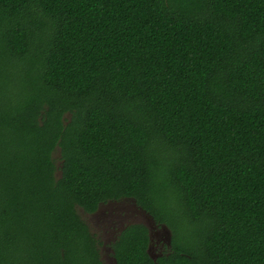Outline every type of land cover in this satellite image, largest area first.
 Listing matches in <instances>:
<instances>
[{"label": "trees", "instance_id": "1", "mask_svg": "<svg viewBox=\"0 0 264 264\" xmlns=\"http://www.w3.org/2000/svg\"><path fill=\"white\" fill-rule=\"evenodd\" d=\"M264 264V0H0V264Z\"/></svg>", "mask_w": 264, "mask_h": 264}, {"label": "flooded vegetation", "instance_id": "2", "mask_svg": "<svg viewBox=\"0 0 264 264\" xmlns=\"http://www.w3.org/2000/svg\"><path fill=\"white\" fill-rule=\"evenodd\" d=\"M128 200V199H127ZM123 200V201H119V202H108L106 204H102L98 211L94 214H91L89 216L95 217L98 214H100L101 212H103L104 215V219H103V225L105 228H110L113 229L112 232V238L109 242V246H108V258H111V264H117L116 259L112 256V254L114 253L113 249H112V244L114 242H116V239L118 237V235H120V233L129 225L132 224H142L144 226L147 227V219L145 216H143L142 214H132V213H120L118 215H113L112 209L110 208L112 205H118L119 203H126L128 201ZM162 225L163 224H156L153 223L152 226V230H151V234L149 232V236H150V244L148 247V253L149 255L155 259V261L159 260L160 258H164L170 255V251L172 249V245L168 246L167 242H166V237L164 235V232L162 230ZM148 228V227H147Z\"/></svg>", "mask_w": 264, "mask_h": 264}, {"label": "rangeland", "instance_id": "3", "mask_svg": "<svg viewBox=\"0 0 264 264\" xmlns=\"http://www.w3.org/2000/svg\"><path fill=\"white\" fill-rule=\"evenodd\" d=\"M112 209V214L113 215H118L120 213L124 214V213H132L135 214L137 212H133L134 208L133 206L128 204V202L126 203H119L118 205H112L110 207ZM84 219L89 223L90 227L92 228V231L98 236V238L102 241V245H101V252L103 255V259L106 261V264H111V258H108V246H109V242L111 240L112 236V232L113 229L110 228H105L103 225V219H104V215L103 212H101L100 214H98L95 217L92 216H85ZM110 254V253H109Z\"/></svg>", "mask_w": 264, "mask_h": 264}, {"label": "water", "instance_id": "4", "mask_svg": "<svg viewBox=\"0 0 264 264\" xmlns=\"http://www.w3.org/2000/svg\"><path fill=\"white\" fill-rule=\"evenodd\" d=\"M126 201H128L129 205L131 203V205L133 206V208H134L133 212H137L138 214H142L143 216L146 217V219L148 220L147 221V227H148L149 232L151 234L153 223H156L154 217L147 210H145L144 208L140 207L137 204L136 199L132 198V199H128ZM162 230H163L164 235L166 237L165 239H166V242H167L168 246H171L172 245V237H173L172 230L166 224L162 225Z\"/></svg>", "mask_w": 264, "mask_h": 264}]
</instances>
